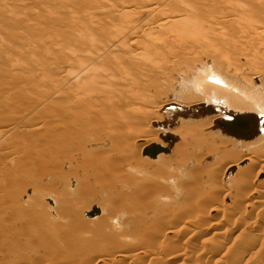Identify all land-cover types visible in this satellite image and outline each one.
Instances as JSON below:
<instances>
[{
    "label": "rangeland",
    "instance_id": "obj_1",
    "mask_svg": "<svg viewBox=\"0 0 264 264\" xmlns=\"http://www.w3.org/2000/svg\"><path fill=\"white\" fill-rule=\"evenodd\" d=\"M21 1L22 0H19L18 2H21ZM24 1H25L23 3L24 6L26 4H28L29 2H31L30 4H32V5H29V4H28V6L26 5L27 9L29 8V10L30 9L33 10V8L35 9V7L37 6L36 4L41 2V6L38 5L39 7H41L40 10L42 8H44L45 6H49V7L53 6V9H54V7L59 6V9L58 8L57 9L55 8V9L57 12H59L58 10H61L60 13L62 14V15L61 14L59 15V13H56V11H54L55 12L54 15L55 14L56 15L52 16L53 13L51 11L52 14L49 16L48 15V14H50V10H48L49 7H46L47 9L44 8L45 9V10L43 9L44 12L37 11L40 13L36 12L37 15H36L35 19L33 17L34 13L32 14V17H33V18L31 17L32 19L30 18L31 14L28 17H24L20 13H17V15L20 14V15H18V18H19V16H22V18H21V20L19 18V23L16 24L15 20H13L14 18H16V16H17L16 14H15L16 16L12 15L14 18H10L8 16L9 18L7 19V16L5 15L4 11L0 10V33L3 34V36H1L2 34H0V36L3 38H5L6 36H12V38L15 40V42L18 43V48H19V49L17 48L16 50H14L12 58L17 57V60H19L22 57L21 60L25 64L24 60H26V62H27L28 57H27V54L25 52L26 50L24 48L28 47L29 44L32 43V41L35 38V35H36V38H38V37H40V35L45 30H50V29H52L51 27H53V25H55V27H53V29L51 31H54V35L59 40L62 36L67 34V31L64 34L61 33V31L63 29L62 28L63 24L59 23L60 21L65 22L66 19L69 20L72 16L74 17V15H76V14L78 15L79 11H80V13H89L91 11V8L93 7L92 4L93 5L97 4L98 6H100V4L103 0H96L94 3L89 2V0H79L78 2H75V3H72V1H69L68 3L66 2L67 4H69V5H67L69 8L68 10L61 9L63 6L62 3H59L60 4L59 5L58 3L52 2L50 0L49 1L48 0H43V1L42 0H24ZM108 1H110V0H107V1L104 0L102 2L103 5L108 3ZM79 2L81 5L79 4ZM54 3H55V5H52ZM18 4L19 3L16 2V6H14L15 3L11 5L15 9L14 13H16V11L17 12L20 10L22 11L23 8L24 9L26 8L23 5L21 6L22 3L19 4L21 7H17ZM76 4H78V5L75 6ZM84 4H86L87 7L84 6ZM0 5H1V2H0ZM82 5H83V7H82ZM103 5L101 4V6H103ZM31 6H32V8H30ZM38 6H37V8H38ZM60 6H61V8H60ZM76 7H77V9H76ZM84 7H86V9ZM72 8L74 10H72ZM50 9H52V7H50ZM75 9L78 11L76 12ZM45 11H47V12L49 11V13H47ZM62 11H64V12H62ZM67 11L68 12L70 11L71 14L68 13ZM210 11L212 14H218V15L222 14V11L220 12V9L212 8ZM68 15L71 17H69ZM23 17H24V19H23ZM101 18L102 17H100L98 19V21H102L101 23L103 26H108L110 24V22H109L110 19H108L105 16L102 19ZM105 18L108 21H106ZM28 19H30L29 22L27 21ZM3 20H5V21H3ZM98 21H97V23H98ZM26 22L29 24H32L33 27L31 25L25 24ZM50 22L51 23L53 22V23L51 24ZM3 24H5V25H3ZM41 24L43 25V28H42ZM168 24L170 25L171 23H168ZM6 25H8V26H6ZM36 25L39 29L36 28ZM38 25H40V26H38ZM60 25H61V28H60ZM57 26H58V28H57ZM40 28H42V29H40ZM18 31L21 32L22 34L18 33ZM146 31L151 32L153 30L147 29ZM147 32H145V33H147ZM25 34H26V36H25ZM22 35H23V37L24 36L25 37L24 38L21 37ZM55 36L53 37V39H55ZM144 37L145 36L142 35L141 39H143ZM17 39H18V41H17ZM28 42H29V44H28ZM48 43L51 44L50 41H47L46 43H44V45L47 47ZM178 44L182 45V42L178 43ZM30 46H31V44H30ZM41 46H43V44L38 47L39 48L38 53L35 52V55L38 54L37 55L38 57H35V55H34L35 58H38L37 62H35V63L37 64L39 62V60H41V62H47V63L52 64L54 61L52 56H50L48 58L46 55L40 54V52L42 50L41 48L45 47V46H43V47H41ZM176 48H173L171 50H173V52H174L173 57L175 55H177V59L173 58V59H171V61L169 63L160 65V68L164 69V71L167 72L168 79H166V81H168L169 78L175 79V75L178 74L179 72L181 73L180 70H182V68H181L182 62L191 63V62H189V61H191V57H188V56L182 57L183 56L182 49L180 48L181 49L180 50L179 48H177V49ZM21 51L23 53H21ZM120 53H121V55L124 54V53L122 54V52H120ZM41 55H44V56H41ZM35 58H34V60H36ZM45 58L46 59L48 58L47 61ZM182 58H184V59L182 60ZM43 59H45V60L43 61ZM21 60H19V61L21 62ZM50 60H52V62H50ZM0 61L5 62V61H3L2 58H0ZM211 62L212 61L209 60L208 63L210 64ZM30 63H32V61L29 62L27 65H29ZM213 63H214V61L212 62V64ZM1 64L2 65H0V76H2V77H0V79L2 80V82L0 80V86L4 84L3 82H5V85H6V83L8 81H10L9 79L13 80V81L11 80L12 83L16 80L17 82H14V84L15 83L20 84V82H21L23 86H22V88H21V86L18 88L16 85H14V87H13L14 91H12V93L15 94L14 96H16V95L17 96L13 97V94H12L11 98L7 99L9 102H7L6 99H3L4 101L2 100V102H3L2 103L0 100V103H1L0 109L3 108L8 113H10V111H12V110H15L16 112L19 113V114L16 113V115H14L15 117L12 114H10L9 116H11L13 118L12 119L11 117H9V118L7 117L8 114L6 112L5 113L7 115L5 113H4L5 115L3 114L4 111L0 112V116H1V113L4 116V118L1 117L0 121L2 123L7 124V125H2L0 122V128H1L0 131L2 132V133L0 132V228H1L0 229V264H134L135 262H136L135 264H155V263L157 264V260H159L158 258H160V257H162V259H166L165 261L162 262V264H264V243H263L264 242V203H263L264 202V175L259 174L258 176H256V179L254 178L255 181H253V182H250V181H252V178L246 179L247 181L245 180V183H247V184H245L241 179V180H239L240 181V184H239V181H238L239 168L234 167V168L230 169V171L226 175H223L224 172L222 171V169L224 166L221 167L222 165H219L220 168L215 169L216 173L217 172L220 173L219 176H218V173L216 175V173L214 172L215 176L213 179H211L205 172H199V173H201V177H202V179H204L205 182H203L202 185H201V183L199 185L198 183L200 181L197 179L195 180L196 185H199V187H197V188H199L198 189L199 193L195 192L196 193L195 197L198 198L200 196V194H203L202 196H204V194H205V195H208V198L210 196L209 199H211L212 203H213L212 200L216 199V200H214L215 202L217 201L216 203L214 202V204L212 206H211L212 203L210 204V206L204 204L206 206V208H205V206L203 204H200V202L202 201L201 199H199L200 201L199 200L196 201L197 199L195 200L194 199L195 197H191V198L186 197L185 196L186 193L184 191L186 190L187 185H188L187 189H193L194 188L193 185L195 183V181H194V183L193 182L190 183L191 180H189V178H190L189 176H193V175L192 174L190 175V173L187 174V171L190 169L194 170L195 168L193 169V167H195V166L191 165L190 162H186V161L182 162V160L178 159L177 155L172 154L173 153L172 151H174V149L172 147H174L176 144H178L179 135H180L179 132H181V127H182L178 124L179 123L178 121H180V122L182 121L181 120L182 119L181 113H179L181 109H179L180 106H178V105H182V98H180V96L182 97V95H181V93L179 94L178 93L179 91H177V90H176V93L175 92L173 93V91H172L173 89L170 90V91H172V92H170L172 94L169 93L168 87L174 88L173 84L170 85V84H168V82L166 83L164 80H159V79H157V77L151 76V79L149 78L150 80L148 82H154V81H156V83L159 82L158 84H159V86L160 85L161 86H160V90L158 91L157 89L155 90V85L157 87V84L155 82H154L155 84L151 83L149 85V83L147 81H144L146 84V85L144 84V86H145L146 90L148 91V92H146V96L149 92H151V93H149V94H151V96L149 97L150 101H152L154 99V101L158 102L159 99H164L166 97V98H169L172 100H176V102L175 101L174 102H175V104H177V106L166 107L162 111H158L156 117L158 119L160 118L158 120L159 124H156L154 127L153 126H147V125L143 124L142 127H144V126L148 127V131L151 129V132L149 131L151 134L148 135V137H146V138H148L147 142H150L151 144L147 145L146 148H144V150H142L141 145H138V143L135 142L136 138L139 136H137V135H136V137L134 136L135 137V139H134L133 135L131 136V132H129L130 133L129 134L128 132L125 131L126 129L125 130L124 129H122V130L118 129V130L119 131L121 130L120 132H122V133L126 132L127 134H129L128 136L126 135V133L125 134H122L120 132H117V133H120L118 136L122 135L121 137L127 138L126 140H128L127 141L128 144L126 146H128V147H123L122 149L116 147V149H115V148H112L111 146H109L108 144H106L105 141H104L105 143L100 141V139L102 140V136L105 137V139H106V136L109 135V134L107 135V131H105L102 135L97 136L99 138V140L96 136H95V138H93L90 135H85V136H80V140L73 141L72 137L75 134H80V132L82 131L81 126L78 123L83 121V119L77 120V119L81 118L82 116L78 115L79 117H77V116L72 115V119H70L71 116L62 114L61 116H63V118L65 120H67L68 122H66L64 125L61 124L60 122H61V120H63L62 117H61V119L58 118V119H60V121L58 122V119H57L58 112L56 110V105L54 103L53 98H52L53 102H52V100L49 101L52 97L53 91H50L49 92L50 94L49 93L47 94V92H46V91L50 90L48 88L52 87L51 84H48V81L50 80V83H52L51 80H53V79L52 78L48 79V77L46 78L47 80L44 79L47 74H49L50 77H52V75L54 74L53 70H51V67H52L51 65L48 68V70L50 69L49 70L50 72L48 70H46V68H45V70H43V73L45 72V74L41 73L42 71H40L38 73V74L41 73V75H39L38 78L42 79L43 75H44L45 77L43 79L46 80V81L41 80V82H40V81H37V79H35V78H37V77H35V74H36V76H38V75H37V73L34 74V71H33L34 76L30 75V74L22 75L23 73H21V74L19 73L20 72L19 69L22 70L21 72H23L24 67H23L22 63L19 64L18 71H17V69L15 70V68H17V67H14V66L11 67V66H9V64L7 65V62L1 63ZM5 64L7 66H5ZM3 65L5 66V68L7 67L6 69L9 68V70H10V68H11V70H13V72L17 71L19 74H17V72L11 74L12 72L11 71L8 72L9 70L4 71L2 69V68H4ZM20 65H22V67ZM1 66H3V67L1 68ZM176 69H177V71H176ZM241 69L242 68L240 67V72L244 73L245 77L250 75L249 71L245 70L246 69L245 67H244V69H242V70ZM25 70H27V68ZM35 71L37 72L39 70H35ZM46 71H48L47 74H46ZM25 74H26V72H25ZM246 74H247V76H246ZM10 76H11V78H10ZM31 76H32V79H31ZM5 78H8V81L7 80L5 81ZM38 80H40V79H38ZM23 82L25 84H23ZM38 82H39V84H38ZM42 82H43V84H42ZM8 83L6 85L7 89H8V87H11V85H12L11 82H10L11 84L9 83L10 85H8ZM32 83H33V85H32ZM44 84L47 86L43 87L42 85H44ZM6 86H5V90H3V89L1 90V88H2V86H1V88H0L1 93H4V91L6 92V90H7ZM32 86H33V88H32ZM37 86H39V88L42 90V92L44 89V91H45L44 96H42L44 93H42L41 90L39 88H37V89H39V92L42 93L41 94L38 92L39 94L37 97V93H35V89ZM15 88L19 89V90L16 91ZM23 88H24V90H23ZM25 89H28V90H25ZM31 89L33 91H31ZM22 90L24 92H22ZM7 91H10V90H7ZM25 91L27 93H25ZM10 93L11 92H8V94H10ZM34 93H35V96H34ZM40 94H41L40 97L42 99L45 98L46 96H48L47 101L44 102V100L39 98ZM173 94L174 95L178 94L179 97L176 99L174 97V99H173L172 97H170V95H173ZM36 97H37V99H36ZM152 97H153V99H152ZM12 98H14V99H12ZM48 98H50V99H48ZM147 98H148V96H147ZM147 98L144 97V99L146 101H147ZM12 100H13V102L15 101L16 104H14L12 102ZM17 100L21 101L20 105L24 106V107H22L23 109L20 108L21 106L20 107L18 106L19 102ZM45 100H46V98H45ZM63 100H65V99H63ZM23 101H24V105H22ZM150 101H148L149 105L143 103L144 106L146 105L147 107H153L157 103V102H155L154 104H150ZM179 101H180V103H179ZM10 102H12L14 105L13 104L9 105ZM34 102L36 104H34ZM38 102L40 103V105ZM65 102H66V100L63 101V104H65ZM6 103H8V105ZM138 103H140V102H138ZM138 103L135 105L141 106L140 109H143V108L146 109L147 108L146 106L145 107L142 106L143 104H141V103L138 104ZM41 104H43L42 107L44 109L41 108ZM3 105H4V107H3ZM10 106H11V108H10ZM38 106H39V108H38ZM33 107L35 108L34 110H36V109L37 110L34 111ZM171 107H172V109L173 108L174 109L172 110ZM97 108H99V107H97ZM97 108H95V110ZM101 108L106 109V107H101ZM98 110H100V109H98ZM101 110H103V109H101ZM101 110H100V112L103 113ZM103 111H105V110H103ZM166 111H169L173 114H175L177 112L178 113L175 114L177 116L170 115L171 117H168V118H170V119H168L164 113ZM53 112L57 113V115L54 113L56 118L53 116L54 115ZM22 113L24 115H22ZM26 113L29 115H31L32 113H34V114L37 113V115L32 114L30 117H28L29 115L26 116L25 115ZM110 114H111V111H110ZM178 115L181 116L180 119H179ZM17 116L19 117V118H17L19 120L15 119ZM108 116L104 117L105 119L103 117H100V119H98V120L102 121V122L106 121ZM96 117H97V115H96ZM25 118H26V120H25ZM7 119H10V121H8ZM21 120L23 122H21ZM6 121H8V122H6ZM15 121H17L18 123ZM25 121H26V123H25ZM10 122H11V124H10ZM12 123H14V124H12ZM91 123L92 122H90V121H86V124L88 125L89 129L94 126V125L92 126ZM173 123H174V126H173ZM11 125H14V127L12 126L9 128V126H11ZM22 125L23 126L26 125V127H23ZM35 126L37 127V129H35V130L32 129L31 132H28L32 127H35ZM131 126L132 127H128L129 130L130 129L132 130L133 127L141 126V124L137 125V126H135V125L134 126L131 125ZM25 128H26L27 132H26ZM168 130L171 132H169ZM154 131H156V132H154ZM217 131L218 130H216L215 132H217ZM243 131H245V130H243ZM159 133H160V135H159ZM168 133H170V134H168ZM178 133H179V135H178ZM20 135H21V137H20ZM134 135H135V132H134ZM174 135H175V138L173 139ZM164 136H165V138H164ZM155 137H156V139H155ZM149 138H151V139H149ZM61 139H68L72 142L70 143V145L67 148H65L63 150H59ZM130 139L133 142H131ZM163 139H164V141H163ZM129 140H130L131 144H130ZM161 141H163V142H161ZM216 143H217V141H216ZM179 144H180V142H179ZM93 146L96 147V150L94 149L95 147H93ZM97 146H102V147H97ZM162 146H164V147H162ZM98 148H100V149H98ZM16 151H18V152H16ZM168 151H171V153H169ZM40 155H42V156L40 157ZM59 155L61 157H59ZM74 155L75 156L77 155L78 157H75ZM161 155H163V156H161ZM164 156H166V157H164ZM81 157H83V158H81ZM168 157L170 158V160L174 161L173 165L170 167L171 169H168L169 171H172L175 173L174 175H169L173 179H170L167 182L158 181L157 184H161V186L163 185L162 187L160 186L163 189H159V190L155 189L156 191H158V192H155L154 188H152L153 189L152 192H149V193H151L150 197L147 196L146 193H148V191H149L147 189L154 187V186H152L154 183L152 182V180L144 178L143 176L145 174L156 171L157 166L159 164V161L162 160V158H163L162 161H166L169 159ZM72 158H74V159H72ZM71 159L75 160V161L74 162L70 161ZM129 162H130V164L132 162V164L129 165ZM209 162H212V160H209L204 164L202 163L204 166L203 165L201 166V164H200V167L204 168L201 170L204 171L206 165L210 166V164H212V163L209 164ZM245 162L246 161H244L242 163V165H244ZM54 164H55V166H54ZM60 164H62V166ZM242 165L240 167H242ZM128 166L131 167L130 170H127ZM186 166L188 167V169ZM208 166H206V167L208 168ZM50 167H52V169ZM176 167H177V169H176ZM200 167H198V168H200ZM121 169H122V171H121ZM185 169H187L186 172H185ZM217 169H220V171ZM258 169H259V167L254 166V168L248 170L245 173V175H247V173L248 174L250 173V174H252V176H254L253 174H255L256 170H258ZM260 169H261V171H263L264 167L260 168ZM192 170H190V172ZM119 172H121V173H119ZM202 173H204V174H202ZM93 175H96V179L94 178ZM221 175H223V176H221ZM118 176H121V177L118 178ZM247 176H249V175H247ZM106 177H109L110 179L109 178L107 179ZM207 177L210 179H208ZM120 178H122V179L124 178V179L122 180ZM101 179L103 182H101ZM94 180L96 181V183ZM119 180H121V181H119ZM127 180H128V182H126ZM248 180H249V182H248ZM97 181H98V183H97ZM112 181H113V183H111ZM215 181H216V183H215ZM55 182H57V183H55ZM92 182H94L95 184ZM192 183H193V185H192ZM213 183L215 185V188H218V189L214 188ZM216 184H218V185H216ZM238 184L240 187L238 186ZM250 184H252V185H250ZM196 185H195V187H196ZM144 186H146V187H144ZM244 186L247 188H245ZM248 186L252 187L253 189L251 188V190H249L250 188ZM143 187L144 188L148 187V188L143 189ZM237 187H238V191H237ZM139 188L141 190H143V192H142V193H144L143 195L140 192L141 190H139ZM133 189H135V190H133ZM256 189L263 190V193H255L251 196H248V193H249V192H247L248 190L252 191V190H256ZM136 190H139V191H136ZM198 190H196V191H198ZM215 190H217V191L215 192ZM150 191H151V189H150ZM111 192H115L116 194L111 193ZM136 192H137V194H136ZM207 192H208V194H207ZM117 193H118V195H117ZM130 193H132V194H130ZM138 194L141 195L142 197L138 196ZM242 194H243V196H242ZM245 194L248 197L244 196ZM63 195H65L69 200V203L66 206H65V204H63V199H62ZM135 196H137V197H135ZM143 196H145V197L147 196L146 197L147 199ZM138 197H140V199L143 198L141 200L142 202H144L145 200L148 202V199H149L150 204H149V202L147 204L145 201L144 203H142L144 206L142 204L139 205L138 202L141 203V201L139 199H137ZM205 197H203V198H205ZM243 197H245V199ZM239 198H240V200H239ZM135 199L137 201L138 200L139 201L136 202ZM183 199H186V200H183ZM190 199H191V204H193V205L189 204ZM242 199L246 200V201H243ZM248 199L252 200L253 203H250L248 205L246 211L243 213V216H242L243 218H240L241 221H239L238 220L239 218L237 219V216H238L237 212L238 211H235V210H238V208L241 206H245L244 204L247 202ZM184 201L185 202L187 201L188 205H184L183 204ZM145 203L147 205H145ZM196 203H197V206H195ZM238 203H239V205H238ZM182 204L184 206H182ZM148 205H150V206H148ZM145 206H146V210H145ZM156 206H158V207H156ZM192 206H194L193 208H195L196 210L193 209ZM201 206L202 207L204 206L205 209L201 208ZM214 206H217V207L215 208ZM141 207H143V208H141ZM198 207H200L201 209L199 210ZM236 207H238V208H236ZM126 208H127V212H125ZM177 208H178V210H177ZM174 209H175V212H174ZM184 209H185V211H184ZM211 209L215 210V211H212ZM180 210L183 212H181ZM201 210H202V212H201ZM259 210L261 212H259ZM168 211H169V213H167ZM197 211L198 212L200 211V212L198 213ZM257 213H259V215H257ZM171 214L172 215H174V214L179 215L178 217L186 216V217H182L184 220L181 218L182 222L185 220H188V219H194V220H196L197 224L195 226H189V228L187 227V230L188 229L190 230V231H188L189 233L186 232L185 235H182V238L180 236V238L178 239V236L176 235L175 231L177 230L178 226H180V225L176 224V226H173V225L171 226V224H175L174 223L175 220L176 219L180 220V218L175 216L172 219L170 217ZM222 214H224V215H222ZM159 215L160 216L162 215V216L160 217ZM145 216L147 218H145ZM224 216L228 219L230 217L231 220L229 221L227 219L226 220L227 223L226 222L223 223L222 221L225 218ZM141 217H142V219H141ZM148 217H149V219H148ZM126 218H128V219L126 220ZM129 218L133 219L132 223H131L132 220L129 221ZM143 218H145V220ZM164 218L168 219V220H166L164 222ZM139 219L142 220L141 221L142 223H138L136 221ZM156 219L157 220L160 219L161 221L163 219V222L158 221V226H161V224L166 223L165 225L161 226L162 228L158 227L156 225L157 228H161V229L164 228L165 229L168 227H172L171 230L174 231V233H172L173 237L170 238L171 235H169V234H168L169 236L168 235L163 236V233H165V232H163V230H162L163 233L162 232L160 233L161 230H159V233H160L159 234L158 229L156 227H154L152 229V231L154 229H155V231H153V232L149 231V230H151V226L153 227L154 224H157ZM232 219L235 222H233ZM140 220H139V222H140ZM253 220H255V224L252 225V227H251L250 226L251 221H253ZM128 222L130 224H128ZM149 222L152 224H150ZM214 222L218 223V224L216 225ZM231 222H233L234 224L232 225ZM6 223H8V225ZM176 223H177V221H176ZM141 224H143V226ZM229 224H231V226H228ZM136 225H137V227H135ZM138 225H139V227H138ZM126 226L128 229L126 228ZM147 226H149V227H147ZM130 227H131V229H130ZM146 227L149 228V230ZM136 228H138V229H136ZM139 228H145L148 231L146 230V232H143L145 229L140 230ZM219 228H221V230H222V228L223 229H232V233L233 232L234 233H233V235H230V237L224 236L222 234V231ZM125 229H127V230H125ZM128 230H129L130 234L134 233L135 236L134 235H132V236L128 235L129 234ZM132 230H133V232H131ZM215 231L217 233L219 232V235L221 233V235H220L221 237L217 233L214 234ZM147 232L149 234L153 233V235L152 234L149 235ZM154 232L155 233L157 232L158 235H157V233H156V235H154ZM239 232L241 234L240 237L237 236V234ZM242 232H243V234H242ZM1 233H2V235H1ZM139 233L141 235H142V233H144V235H143L144 239L145 238L147 239V236H148L149 239H147V240H149V241H147V243L149 245L147 243H145L146 241L144 239L142 241L143 237L138 236V235H140ZM192 233H193V235H191ZM189 235H190V237H189ZM242 235H244V237H242ZM222 236H223V239H222ZM14 237H16V238H14ZM162 237L163 238L168 237V238L164 239L165 240L164 241ZM139 240H141V241H139ZM134 241H136V242H134ZM172 241H173V243H172ZM174 241H175V244H174ZM126 242L129 244H127ZM137 242L140 243L139 245H141V247L140 246L138 247ZM141 242L145 246H142ZM250 242L252 243V245L249 247ZM166 243H167V245H166ZM247 244H248V246H246ZM241 245H243V246H241ZM218 246H221L223 248V251L224 252L226 251V252L223 253V251H222L221 253H223V254H219L218 256L214 257L213 260L209 259V261H208L206 254H208L210 252V250L212 251V248L215 249ZM119 247L122 249H120ZM131 247H133V248H131ZM170 247L171 248L174 247L172 249V251H170L171 250ZM118 248H119V250H118ZM162 248H165V249H162ZM168 248H170V249H168ZM244 249L246 251H244ZM157 250H158V252H157ZM228 250H229V252H228ZM154 251H155V253H157V255L153 254ZM202 251H204L203 254H205L203 258L201 257L202 254H200V252L202 253ZM142 252H143V254H142ZM179 252H181V255ZM242 252H244L243 255H242ZM245 252H246V255H245ZM101 253H103V254H101ZM132 253H134V254H132ZM147 253H149V255ZM158 253H159V255H158ZM141 254L143 256H141ZM151 254H153V256ZM131 255L135 257V260H134V257H132V259H131ZM124 256H126V257H124ZM149 257H151V258H149ZM132 260L134 262H132Z\"/></svg>",
    "mask_w": 264,
    "mask_h": 264
},
{
    "label": "bare ground",
    "instance_id": "obj_2",
    "mask_svg": "<svg viewBox=\"0 0 264 264\" xmlns=\"http://www.w3.org/2000/svg\"><path fill=\"white\" fill-rule=\"evenodd\" d=\"M18 1L19 0H0V2H1L0 10L4 11L5 15L7 16V19L9 17L14 18L13 16H16L17 13H20L24 17H28L31 14L30 18L32 17V14L34 13L33 17L35 19L37 13H40L37 11L44 12L43 9L44 8L47 9L46 7H49V6H45L44 8H42L40 10L41 7H39V6H41V2H39L36 4L37 6L39 5L38 8L35 5L36 6L35 9L33 8V10H31V9L29 10V8L27 9L26 5L27 6H28V4L32 5V4H30L31 2H29L28 4H26L24 6V4H23L25 2L24 0H22L21 2H18ZM50 1L58 3V4L62 3L63 6H62V8L60 6V8L64 9V10H68L69 8L67 5H69V4H67V3L69 1H72V3H75V2H78L79 0H50ZM95 1L96 0H92V1L89 0V2H91V3L92 2L94 3ZM105 1H107V0H105ZM16 2L19 4L22 3L21 6L23 5L26 8L25 9L23 8L22 11L20 10L21 12L16 11V13H14L15 9L11 5L15 3L14 6H16ZM102 2H101V4L103 5ZM55 3L52 5H55ZM19 4L17 7H21ZM79 4H80V2H79ZM101 4H100V6H98L97 4H95L96 6L92 4L93 7L91 8V11L89 13H80V11H79L78 15L77 14L74 15V17L73 16L71 17L68 15L69 17H71L69 20L66 19L67 21L65 20V22L60 21L59 23L63 24V26H62L63 29H62L61 33L64 34L67 31V34L62 36L59 40L54 35V31H51L53 29V27H55V25H53V27H51L52 29L45 30L40 35V37L36 38V35H35L34 40L32 41V43H30L31 46L28 42L30 47L28 46V47L24 48L26 50L25 52H26L27 57L29 59V60L27 59V62L32 61V63H30L29 65H27L29 62L27 63L26 60H24L25 64L23 63V61L21 60L22 57L21 58L19 57L20 58L19 60H21V62L19 60H17V57H15L16 59L12 58L14 50H16L18 48V43L15 42V40L12 38V36H6L5 38H3V37H1V36H3V34L0 33V34H2L0 36L1 37L0 38V58H2L3 61H5V62L0 61V65H2L1 63L7 62V65L9 64V66H11V67H13V66L17 67V68H15V70L17 69V71H18L19 64L22 63L24 68H23V72H21L22 70L19 69L20 74L23 73L22 75H28V74L33 75V71H34V74L37 73V75H38V76H36V74H35V77H37L35 79H37V81H40V82H41V80L43 81L47 77H48V79L52 78L53 79V80H51L52 83H50V80L48 81V84H51L52 87L48 88L50 90L46 91V92L48 94L50 91H53L52 97L50 96L51 99L50 98H48V99H50L49 101H51L53 98L54 103L56 105V110L58 112V115L55 112H53V114L55 113L57 115V119L58 118L61 119V117L63 118V116H61L62 114L71 116L70 119H72V115L77 116V117L82 116L81 118H79L77 120L83 119V121L78 123L81 126L82 131L80 132V134H75L72 137V140L73 141L80 140V136H85V135H90L91 137L95 138V136L96 137L100 136L105 131H107V135L108 134L109 135L108 136L105 135L106 139H105V137L102 136V140L100 139V141H102V142L105 141L106 144H108L109 146H111L112 148H115V149H116V147L121 148V149L123 147H128V146H126L128 144L127 143L128 140H126L127 138L121 137L122 135L118 136L120 133H122V132H120L122 129H124V130L126 129L125 130L126 132H128V133L131 132V136L132 135H133V137L134 136L136 137V135L139 136L136 138L135 142L138 143V145H141L142 150H144V148H146L147 145L151 144L150 142H147L148 138H146V137H148V135L151 134L150 133L151 129L149 130L150 131L149 132L148 127H146V126L142 127L143 124L147 125V126H153L154 127L156 124H159L158 120L160 118L158 119L156 117L158 111H162L166 107L177 106V104H175L176 100H172V99H169L166 97L164 99H159L158 102L154 101V99L152 97L153 100L151 99L152 101H150L149 97L151 96V94H149V93H151V92L148 93L149 95L147 94V96H148V98H147L146 92H148V91L146 90V88L144 86V84H145L144 81L148 82L151 79V76H155L159 80H164L166 83L168 82V84L174 85V88L168 87L169 93L172 91H173V93L174 92L176 93V90H177V91H179L178 93L179 94L181 93V95H182V97L180 96V98H182V105H178V106H180L179 109H181L179 113H181V116H182L181 120L182 121L181 122L178 121L179 123L177 122L180 126H182L181 132L178 131L180 133V135L178 133L180 144L178 142V144H176L174 147H172L174 149V151H172L173 152L172 154L177 155L178 159L182 160V162H184V161L190 162L191 165L195 166V167H193V169L195 168L194 170L190 169V170H192L191 172H190V170H188L189 172L187 171V169H188L187 166H186L187 169H185V172L187 171V174L190 173V175L191 174L193 175V176H189L190 177L189 180H191L190 183L191 182L194 183V181L196 179L200 181L198 183L199 185H200V183L202 185V183L205 182L204 179H202V177H201V173H199V172H205L211 179H213L215 176V173H216L215 169L220 168L219 165H222L221 167L224 166L222 169V171L224 172L223 175H226L230 171V169H232L234 167L239 168L238 181L242 179V181L244 183H245V180L248 178H252V181H250V182H253V181H255L256 176H258L259 174L264 175V170L262 169L263 171H261V169H260V168L264 167V0H110V1H108V3H106L103 6H101ZM77 5L78 4H76L75 6H77ZM84 6H86V4H84ZM50 7H52V9H53V6H50ZM50 7L48 8V10H50V14H48V15L50 16L53 13L52 16H55L56 14L54 15V13H55L54 11H56L57 8L59 9V6L54 7L53 10L50 9ZM82 7H83V5H82ZM86 7H84V8L86 9ZM30 8H32V6ZM212 8L220 9V12L222 11V14H219V15L218 14H212L210 11ZM76 9H77V7H76ZM72 10H74V9L72 8ZM51 11H52V13H51ZM58 11L59 12L56 11V13H59V15H60L61 10H58ZM77 11L78 10H76V12ZM45 12H47V11H45ZM62 12H64V11H62ZM47 13H49V11ZM68 13H70V11ZM20 14H18V15H20ZM18 15L16 16V18L13 19V20H15L16 24L19 23V18H20V20L22 18V16H19V18H18ZM104 16L107 17L108 19H110L109 20L110 24L108 26H103L101 23L102 21H98V19L100 17L103 18ZM24 17H23V19H24ZM29 20L30 19H28L27 21L29 22ZM105 20H106V18H105ZM3 21H5V20H3ZM97 21H98V23H97ZM106 21H108V20H106ZM168 23H171V24L169 25ZM25 24L32 26V24H29L27 22ZM3 25H5V24H3ZM6 26H8V25H6ZM38 26H40V25H38ZM41 26L43 28L42 24H41ZM36 28H38L37 25H36ZM42 28H40V29H42ZM57 28H58V26H57ZM60 28H61V25H60ZM147 29H152L153 31L147 32L146 31ZM145 32H147V33H145ZM18 33L22 34L19 31H18ZM142 35L145 36L143 39H141ZM25 36H26V34H25ZM54 36H55L56 40L53 39ZM21 37H23V35ZM17 41H18V39H17ZM47 41L51 42V44L48 43L49 46L51 45L50 47L47 45L48 48L44 45V43H46ZM181 42H182V45H179L178 43H181ZM42 44L45 47L41 48L42 50H41L40 54H44L48 58L50 56H52L54 59L52 64L47 63V62H41V60H39V62L37 64L35 63V62H37V59H38V58H35V57H38L37 56L38 54L35 55V52L38 53V51H39L38 47ZM43 46H41V47H43ZM176 47L179 49L180 48L182 49V54H183L182 57H184V56L191 57V61H189L191 63L182 62V67H181L182 70H180L181 73L178 71L179 73L175 75V79L169 78V80L166 81V79H168L167 72L164 71V69L160 68V65L169 63L171 61V59H173V58L177 59V55H175L173 57L174 52H173V50H171V49L176 48ZM120 52H122V54L124 53L125 55L124 54L121 55ZM21 53H23V52L21 51ZM34 55H35V57H34ZM44 55H41V56H44ZM34 58L36 60H34ZM45 59H43V61ZM47 59H46V61H47ZM183 59L184 58H182V60ZM209 60H211L212 62L214 61V63L212 64V62H211L209 64L208 63ZM50 62H52V60H50ZM7 65L5 64V66H7ZM22 65H20V66L22 67ZM24 65L25 66L27 65V66L25 67ZM50 65L52 66L51 70H53V73H54L52 75V77H50V75L47 74L48 71L50 70V69L48 70ZM3 66H1V68ZM5 66H4V68H5ZM240 67L242 69H244V67H245L246 68L245 70L249 71L250 77L247 76V74H246L247 77H245L244 73L240 72ZM4 68H2L4 71L9 70V68L6 69L7 67L5 69ZM26 68H27V70H25ZM45 68H46V70H48V71H46V74H47L46 77L43 75V78L45 77L44 79L38 78L39 75H41V73H43V70H45ZM177 69H176V71H177ZM35 70H39V71L36 72ZM10 71L12 72L11 74L17 72V71L13 72V70H11V68L8 72H10ZM40 71H42V72L40 74H38ZM25 72H26V74H25ZM19 73L17 72V74H19ZM43 74H45V72ZM0 77H2V76H0ZM10 78H11V76H10ZM31 79H32V76H31ZM38 79H40V80H38ZM6 80L8 81V78H5V81ZM9 80L10 81H8V82L12 83L13 80L12 79H9ZM46 80H44V81H46ZM1 82H2V80H1ZM14 82H17V81L15 80ZM14 82L12 83L11 87H8V89L6 86L7 83L5 85V82H3L4 84L2 83L4 85V86L1 85L2 88L0 86L1 90L2 89L5 90V86H6L7 90H10V91L6 90L7 93L5 91H4V93H1V90H0L1 102L3 99L7 100L8 98H11V96L13 94L12 91H14L13 90L14 85H16L18 88L21 86V88H22L23 85L21 82H20V84L19 83L14 84ZM154 82L156 83V81H154ZM154 82H148V83L150 85L151 83H154ZM9 83H8V85L11 84V83L10 84ZM158 83H156L157 87L155 85V90L157 89L159 91L161 85L159 86ZM23 84H25V83L23 82ZM38 84H39V82H38ZM42 84H43V82H42ZM32 85H33V83H32ZM42 86L44 87L47 85L44 84ZM32 88H33V86H32ZM37 88H39V86H37L36 89ZM36 89H35V93H37V97H38V94L41 93L42 90L39 88L41 90V92H39V89H37L38 91ZM15 90L18 91L19 89L15 88ZM23 90H24V88H23ZM23 90H22V92H24ZM25 90H28V89H25ZM170 90H172V91H170ZM31 91H33V90L31 89ZM8 92H11V93L8 94ZM25 93H27V92L25 91ZM35 93H34V96H35ZM42 93H44L42 95V96H44L45 95L44 89H43ZM41 94L39 95V98H41L40 97ZM170 94H172V93H170ZM14 95L15 94H13V97L17 96V95L16 96H14ZM37 97H36V99H37ZM47 97L48 96L45 97L46 100H45V98H43V99L41 98V99L44 100V102H45V101H47ZM144 97L147 98V101L144 99ZM170 97H172L173 99L175 97V99H176L179 96H178V94H175V95L173 94V95H170ZM12 99H14V98H12ZM63 99L66 100L65 104H63V101H65ZM53 100H52V102H53ZM148 101H150V104H154L155 102H157V103L153 107H147L145 105L147 107L146 109L143 107H142L143 109H140L141 106L135 105L138 102H140L141 104L144 103V104L149 105ZM7 102H9V101L7 100ZM12 102H13V100H12ZM12 102H10L9 105L13 104V103L16 104L15 101L13 103ZM18 102H19V104L18 103L17 104L20 107L21 101H18ZM140 103H138V104H140ZM179 103H180V101H179ZM6 104L8 105V103H6ZM34 104H36V103L34 102ZM144 104L142 106H144ZM0 105H1V103H0ZM22 105H24V101H23ZM39 105H40V103H39ZM42 105L43 104H41V108H43ZM100 106L106 107V109L101 108ZM3 107H4V105H3ZM22 107H24V106H21L20 108L23 109ZM34 107H33V110L35 109ZM97 107H99V108H97ZM10 108H11V106H10ZM38 108H39V106H38ZM95 108H97V109L95 110ZM98 109H100V110L103 109L106 112L101 110L103 112V113H101L100 110H98ZM171 109H172V107H171ZM36 110H34V111H36ZM2 111H4L3 114L6 112V110H4L3 108L0 109V112H2ZM110 111H111V114H110ZM169 111L164 112L165 115L167 116V118L171 117L170 115L177 116L175 114H177L178 112L173 114ZM6 113L5 114L9 118V117H11V116H9L10 114H12L14 116L18 112H16L15 110H12V111H10V113H8V112H6ZM34 113H32V114H34ZM55 114L53 115L54 117H55ZM22 115H24V114L22 113ZM25 115L27 116L29 114L26 113ZM31 115H29L28 117H30ZM34 115H37V113ZM96 115H97V117H96ZM179 115H178V117L180 119L181 116H179ZM106 116H108L106 121L102 122V121L98 120V119H100V117L104 118ZM1 117L4 118L2 113L0 116V120H1ZM17 118H19V117L17 116L15 119H17ZM60 119H58V122L60 121ZM168 119H170V118H168ZM7 120L10 121V119H7ZM17 120H19V119H17ZM22 120H21V122H23ZM25 120H26V118H25ZM85 120L92 122L91 124H92V126L93 125L94 126L89 129ZM8 121H6V122H8ZM15 122H17V121H15ZM66 122H68V121L63 118V120H61L60 123L64 125ZM25 123H26V121H25ZM1 124L7 125V124L2 123V122H1ZM10 124H11V122H10ZM12 124H14V123H12ZM140 124H141V126H137ZM131 125H133V126L135 125L137 127H133L132 130L131 129L129 130L128 127H132ZM12 126L14 127V125H11V126H9V128ZM173 126H174V123H173ZM23 127H26V125H24ZM35 127H32L31 129L29 128L30 130L28 129L29 130L28 132H31L32 129L33 130L37 129V127L36 128ZM118 129H121V130L119 131ZM0 130H1V128H0ZM25 130H26V128H25ZM214 130L215 131L218 130V131L215 132ZM243 130H245V131H243ZM26 132H27V130H26ZM117 132H120V133H117ZM126 132H124L122 134H125ZM134 132H135V135H134ZM154 132H156V131H154ZM169 132H171V131H169ZM129 134L126 133L127 136ZM168 134H170V133H168ZM159 135H160V133H159ZM20 137H21V135H20ZM135 137H134V139H135ZM164 138H165V136H164ZM174 138H175V135L173 136V139ZM149 139H151V138H149ZM155 139H156V137H155ZM98 140H99V138H98ZM130 140H129V142H130ZM163 141H164V139H163ZM163 141H161V142H163ZM216 141H217V143H216ZM71 142L72 141H70L68 139H61L59 150H63L65 148H67ZM131 142H133V141L131 140ZM131 142H130V144H131ZM93 147H95V146H93ZM97 147H102V146H97ZM162 147H164V146H162ZM94 149L96 150V147ZM98 149H100V148H98ZM16 152H18V151H16ZM168 152L171 153V151H168ZM41 156L42 155H40V157ZM161 156H163V155H161ZM59 157H61V156L59 155ZM75 157H78V156L76 155ZM164 157H166V156H164ZM81 158H83V157H81ZM72 159H74V158H72ZM72 159L70 161L74 162L75 160H72ZM162 160H163V158H162ZM162 160L159 161V164L157 166L156 171L145 174L143 176L144 178L152 180V182L154 183L152 185L154 187H151V188L149 187L151 189V191H150V189H147L148 187L147 188H144L146 186L143 187V189L149 190L148 193H146L147 191L145 192L147 194V196H149V197L151 194L149 192H152V190H153L152 188H154V190L155 189L156 190L163 189V188H161L163 185L161 186V184H157L158 181L167 182L170 179H173L169 175L175 174L174 172L168 170V169H171L170 167L173 165L174 161L170 160V158L166 161H162ZM209 160H212V162H209V164L210 163H212V164H210V166L205 164L206 166H208V168L205 166V170L204 171L201 170L204 168L203 167L201 168L200 164L202 166L204 163H206ZM244 161H246V162L244 165H242V163ZM131 164H132V162H131ZM131 164L129 162V165H131ZM60 165L62 166V164H60ZM241 165H242V167H240ZM54 166H55V164H54ZM254 166L259 167V169L256 170L255 174H253L254 176H252V174H250V173L249 174L247 173V175H249V176L245 175V173L248 170L254 168ZM198 167H200V168H198ZM50 168L52 169V167H50ZM130 168L131 167L128 166L127 170H130ZM176 169H177V167H176ZM217 170L220 171V169H217ZM121 171H122V169H121ZM119 173H121V172H119ZM217 173H216V175H217ZM202 174H204V173H202ZM219 174L220 173H218V176H219ZM223 175H221V176H223ZM93 176L96 179V175H93ZM119 177H121V176H118V178ZM106 178L108 179L109 177H106ZM210 178H208V179H210ZM120 179H122V178H120ZM98 181H97V183H98ZM119 181H121V180H119ZM101 182H103L102 179H101ZM126 182H128V180ZM248 182H249V180H248ZM55 183H57V182H55ZM92 183H94V182H92ZM95 183H96V181H95ZM111 183H113V181ZM193 183H192V185H193ZM215 183H216V181H215ZM239 184H240V181H239ZM239 184H238V186H239ZM245 184H247V183H245ZM195 185H196V181L193 185L194 188L190 185L193 189H187L188 188V185H187V188L184 191L186 193L185 194L186 197H190V198L195 197V194L197 192L199 193V190H198L199 188H197V187H199V185H196V187H195ZM213 185H214V183H213ZM216 185H218V184H216ZM250 185H252V184H250ZM248 187L250 188L249 190H251L252 187H250V186H248ZM214 188H215V185H214ZM245 188H247V187H245ZM215 189H218V188H215ZM133 190H135V189H133ZM139 190H141V189L139 188ZM139 190H136V191H139ZM156 190H155V192H158ZM196 190H198V191H196ZM249 190L247 191V192H249L248 196H251L255 193H263V190H261V189H259V190L256 189V190H252V191H249ZM216 191L217 190H215V192ZM237 191H238V187H237ZM140 192L142 193L143 190H141ZM111 193H115V192H111ZM130 194H132V193H130ZM136 194H137V192H136ZM143 194L144 193H142V195ZM207 194H208V192H207ZM117 195H118V193H117ZM202 195L203 194H200V196L198 195L199 196L198 198L195 197L194 199L195 200L197 199L196 201L201 199L202 201L200 202V204H203V205L205 204V205L210 206V204L212 203L211 199H209L210 196L208 198V195H205V194H204V196H202ZM138 196L142 197L139 194H138ZM242 196H243V194H242ZM244 196H246V194ZM248 196H246V197H248ZM135 197H137V196H135ZM140 197H138L137 199H139L141 201L143 198L140 199ZM143 197H145V196H143ZM203 197H205V198H203ZM243 198L245 199V197H243ZM62 199H63V204H65V206H66L69 203L68 198L65 195H63ZM183 200H186V199H183ZM214 200H216V199H214ZM214 200H212L213 203L211 204V206L214 204V202H215ZM239 200H240V198H239ZM135 201L138 202L136 199H135ZM243 201H246V200H243ZM144 202L141 201V203L140 202H138V203H139V205H141ZM148 202L150 204L149 199H148ZM148 202L146 201L147 204H148ZM146 203H145V205H147ZM250 203H253V202H252V200L248 199L247 202L244 204L245 206H241L239 208L236 207V208H238V210H235V211H238L237 212V215H238L237 219L239 218L238 219L239 221H241L240 218H243L242 217L243 213L246 211V209ZM183 204L188 205L187 201L186 202L184 201ZM183 204H182V206H184ZM189 204H191V199H190ZM191 205H193V204H191ZM238 205H239V203H238ZM148 206H150V205H148ZM195 206H197V203ZM204 206L203 207L201 206V208L205 209L206 206H205V208H204ZM156 207H158V206H156ZM193 207L194 206H192V208ZM214 207L216 208L217 206H214ZM141 208H143V207H141ZM201 208L198 207L199 210ZM193 209H195V208H193ZM145 210H146V206H145ZM177 210H178V208H177ZM184 211H185V209H184ZM212 211H215V210H212ZM125 212H127V208H126ZM174 212H175V209H174ZM181 212H183V211H181ZM201 212H202V210H201ZM259 212H261V211L259 210ZM167 213H169V211ZM175 214L174 215L171 214L170 217L173 219L175 216H177V217L179 216V215H175ZM224 214H222V215H224ZM257 215H259V213H257ZM182 217H186V216H182ZM182 217H178V218H180V220L176 219L174 222L175 224H171V226L172 225L176 226V224L180 225V226H178V228L176 227L177 230L175 231L176 235L178 236V239L180 238V236L182 238V235H185L186 232L189 233L188 231H190V230L189 229L187 230V227L189 228V226H195L197 224L196 220H194V219H188V220H185L182 222V220H181ZM145 218H147V217L145 216ZM145 218H143V219L145 220ZM225 218L223 219V221L221 219L220 220L223 223H225L226 220L228 219V218H226V219ZM127 219L128 218H126V220ZM141 219H142V217H141ZM148 219H149V217H148ZM160 219L159 220L156 219L157 224H154L153 227L151 226V230H149V228H147L150 225L147 226L146 228L150 232L155 231V229L153 231H152V229L154 227L157 228L158 221L163 222V219H162V221ZM130 220H132L131 221V223H132L133 219L129 218V221ZM139 220H136V221L138 223H142L141 222L142 220H140V222H139ZM166 220H168V219L164 218V222ZM228 220L229 221L231 220L230 217ZM176 221H177V223H176ZM233 222H235V221L233 220ZM233 222H231L232 225L234 224ZM6 224L8 225V223H6ZM128 224H130V223L128 222ZM150 224H152V223H150ZM165 224L166 223H163V224H161V226H163ZM215 224L217 225L218 223H215ZM254 224H255V220L251 221L250 226L252 227V225H254ZM141 225L143 226V224H141ZM161 226H158V227H161ZM228 226H231V224H229ZM135 227H137V225ZM138 227H139V225H138ZM126 228H127V226H126ZM161 228H157L158 233H159V230H161L160 233L163 230V232H165V233L162 232L163 236L169 234V235H171L170 238L173 237L172 233H174V231L171 230L172 227H168L165 229L164 228L161 229ZM127 229H125V230H127ZM130 229H131V227H130ZM136 229H138V228H136ZM139 229L142 230L145 228H139ZM147 229H145L143 232H146ZM219 229L221 230V228H219ZM129 230H128V232H129ZM221 231H222V234L224 236H229V237H230V235H233V233H234V232L232 233V229H223L222 228ZM131 232H133V230ZM156 233L154 232V235H156ZM158 233H157V235H158ZM216 233L217 232L215 231L214 234H216ZM150 234L153 235V233H150ZM217 234L219 235V232ZM242 234H243V232H242ZM1 235H2V233H1ZM128 235L132 236V235H134V233L130 234V232H129ZM143 235H144V233H142V235L140 234L138 236L143 237ZM191 235H193V233ZM220 235H221V233H220ZM237 236H239V237L241 236L240 232L237 234ZM189 237H190V235H189ZM242 237H244V235H242ZM14 238H16V237H14ZM166 238H168V237H164L163 240ZM143 239H144V237L142 238V241H143ZM147 239H149L148 236H147ZM147 239L146 238L144 239L146 241V242L144 241L145 243H147V241H149ZM222 239H223V236H222ZM139 241H141V240H139ZM134 242H136V241H134ZM251 242L249 243V247L252 245ZM172 243H173V241H172ZM127 244H129V243H127ZM139 244L140 243H138V247L139 246L141 247V245H139ZM174 244H175V241H174ZM166 245H167V243H166ZM142 246H145V245H143V243H142ZM221 246H218L215 249L212 248V251L210 250V252L208 254H206L208 261H209V259L213 260L214 257L218 256L219 254H223L226 252V251L225 252L223 251V248ZM241 246H243V245H241ZM246 246H248V244ZM119 248H118V250H119ZM131 248H133V247H131ZM170 248H168V249H170ZM173 248H171L170 251H172ZM120 249H122V248H120ZM162 249H165V248H162ZM229 250H228V252H229ZM222 251H223V253H221ZM244 251H246V250L244 249ZM157 252H158V250H157ZM203 252L204 251H202V253L200 252V254L203 255V256L201 255L202 258L205 255V254H203ZM179 253L181 255V252H179ZM243 253L244 252H242V255H243ZM101 254H103V253H101ZM132 254H134V253H132ZM142 254H143V252H142ZM142 254H141V256H143ZM147 254L149 255V253H147ZM153 254L157 255V253H155V251ZM153 254H151V255L153 256ZM158 255H159V253H158ZM245 255H246V252H245ZM124 257H126V256H124ZM132 257H134V256L131 255V259H132ZM151 257H149V258H151ZM158 259L159 260H157V264H162V262L166 260V259H162V257H160ZM134 260H135V257H134ZM132 262H134V261L132 260Z\"/></svg>",
    "mask_w": 264,
    "mask_h": 264
}]
</instances>
